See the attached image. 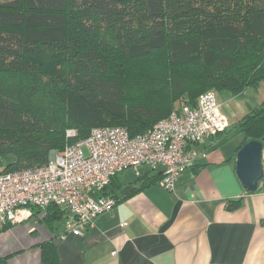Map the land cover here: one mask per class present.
Instances as JSON below:
<instances>
[{"label": "trees", "instance_id": "trees-1", "mask_svg": "<svg viewBox=\"0 0 264 264\" xmlns=\"http://www.w3.org/2000/svg\"><path fill=\"white\" fill-rule=\"evenodd\" d=\"M261 82L264 0H0L2 172L44 167L95 128L143 135L179 103ZM233 127L244 137L237 153L264 146V103ZM31 212L47 226L65 216ZM41 250L43 264H59L53 243Z\"/></svg>", "mask_w": 264, "mask_h": 264}, {"label": "crops", "instance_id": "crops-1", "mask_svg": "<svg viewBox=\"0 0 264 264\" xmlns=\"http://www.w3.org/2000/svg\"><path fill=\"white\" fill-rule=\"evenodd\" d=\"M227 136L192 146L199 155L173 193L161 185L162 169L119 174L110 192L115 208L82 237L61 239L66 213L49 226L23 213L0 228V258L43 264L41 247L50 242L59 264H264V181L246 192L236 174L239 144L224 153Z\"/></svg>", "mask_w": 264, "mask_h": 264}, {"label": "built area", "instance_id": "built-area-1", "mask_svg": "<svg viewBox=\"0 0 264 264\" xmlns=\"http://www.w3.org/2000/svg\"><path fill=\"white\" fill-rule=\"evenodd\" d=\"M229 127L216 93L208 91L195 107L181 103L168 118L134 138L124 127L95 128L87 139L56 152L54 159L52 152L44 167L0 172V228L15 224L31 208L44 213L57 206L66 213L61 239L68 234L82 237L99 216L115 208L116 201L103 195L113 178L129 169L139 174L143 166L162 169L161 185L173 193L199 155L192 146Z\"/></svg>", "mask_w": 264, "mask_h": 264}, {"label": "rangeland", "instance_id": "rangeland-1", "mask_svg": "<svg viewBox=\"0 0 264 264\" xmlns=\"http://www.w3.org/2000/svg\"><path fill=\"white\" fill-rule=\"evenodd\" d=\"M217 100L221 106V111L229 118L230 129L228 131L227 140L225 141L224 153H229L236 149L237 145L241 144L244 137L233 126L236 125L244 116L251 113L254 109L259 108L264 103V82H261L257 89H249L246 93L239 96H234L229 92L217 93ZM180 103L178 104V106ZM238 145V146H239ZM15 160L13 156L7 158V163ZM3 171V166L0 165V172ZM134 172V171H133ZM122 173H120L121 175ZM63 222L57 224L60 229Z\"/></svg>", "mask_w": 264, "mask_h": 264}, {"label": "water", "instance_id": "water-1", "mask_svg": "<svg viewBox=\"0 0 264 264\" xmlns=\"http://www.w3.org/2000/svg\"><path fill=\"white\" fill-rule=\"evenodd\" d=\"M263 153L264 146L258 141L248 142L237 153L236 174L248 193H256L264 180Z\"/></svg>", "mask_w": 264, "mask_h": 264}]
</instances>
